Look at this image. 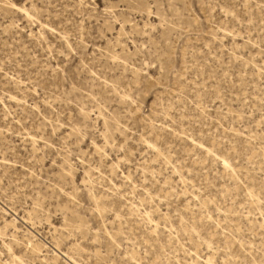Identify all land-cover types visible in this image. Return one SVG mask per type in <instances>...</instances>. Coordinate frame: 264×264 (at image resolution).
Here are the masks:
<instances>
[{
    "label": "rangeland",
    "instance_id": "obj_1",
    "mask_svg": "<svg viewBox=\"0 0 264 264\" xmlns=\"http://www.w3.org/2000/svg\"><path fill=\"white\" fill-rule=\"evenodd\" d=\"M264 264V0H0V264Z\"/></svg>",
    "mask_w": 264,
    "mask_h": 264
},
{
    "label": "bare ground",
    "instance_id": "obj_2",
    "mask_svg": "<svg viewBox=\"0 0 264 264\" xmlns=\"http://www.w3.org/2000/svg\"><path fill=\"white\" fill-rule=\"evenodd\" d=\"M23 264H26V263H23Z\"/></svg>",
    "mask_w": 264,
    "mask_h": 264
}]
</instances>
